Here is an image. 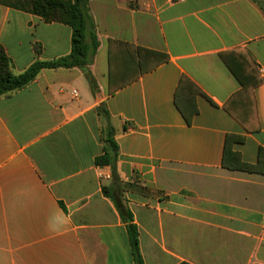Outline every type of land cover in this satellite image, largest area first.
I'll return each mask as SVG.
<instances>
[{
  "label": "crops",
  "instance_id": "0c3cea01",
  "mask_svg": "<svg viewBox=\"0 0 264 264\" xmlns=\"http://www.w3.org/2000/svg\"><path fill=\"white\" fill-rule=\"evenodd\" d=\"M261 4L89 0L98 91L81 70L59 68L0 97V264H134L111 169L95 165L100 104L143 264H264ZM71 39L67 25L0 5V46L15 75L67 56ZM226 63L262 83L230 103L241 87ZM182 79L194 93L189 123L175 104ZM226 137L255 172L222 166Z\"/></svg>",
  "mask_w": 264,
  "mask_h": 264
},
{
  "label": "trees",
  "instance_id": "16d2710c",
  "mask_svg": "<svg viewBox=\"0 0 264 264\" xmlns=\"http://www.w3.org/2000/svg\"><path fill=\"white\" fill-rule=\"evenodd\" d=\"M88 3L89 0H0L1 6L38 16L45 23H60L67 25L72 30L71 51L67 56L52 61H35L28 69L19 75H15L12 72L11 61L6 55L4 49L0 46V97L25 88L44 69L59 68H76L81 70L91 93L94 94L98 91V85L90 71V65L92 58L98 49L99 42L96 35V27L90 15ZM261 7L262 10H264V4H261ZM34 50L36 53H39L40 46L35 45ZM227 66L236 76L241 87L238 94L232 97V101L230 100V103L235 102L237 97L262 83V80L258 79L247 84L235 74L234 70L228 64ZM193 94L194 93L190 90L189 82L182 79L178 86L175 104L187 123H189L192 116L196 114L195 107L190 106L189 104ZM230 103H228L224 109L241 123L240 118L229 108ZM96 112L101 120H105L106 126L105 128H101V139L104 143L103 154L95 159V165L109 167L111 169L115 185V193L113 192L114 195L110 197L114 201L116 209L118 210L123 222L126 224L134 264H143L138 248L137 230L135 225L132 224V215L123 205L121 200V194L124 193L125 186L120 179L117 169L118 151L113 138L110 117L104 104H100L96 108ZM262 154H264V152L259 151L258 157L261 158ZM222 166L230 170H240L246 172L256 171L255 167L241 163L239 156L231 151L230 137H226ZM103 190L104 193L107 194V189L103 188Z\"/></svg>",
  "mask_w": 264,
  "mask_h": 264
}]
</instances>
